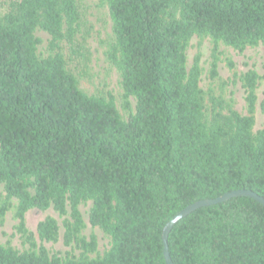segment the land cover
Listing matches in <instances>:
<instances>
[{
  "label": "trees",
  "instance_id": "obj_1",
  "mask_svg": "<svg viewBox=\"0 0 264 264\" xmlns=\"http://www.w3.org/2000/svg\"><path fill=\"white\" fill-rule=\"evenodd\" d=\"M112 39L106 58L119 74L124 120L112 94L89 95L69 67L78 0H5L0 11V224L12 210L28 249L0 244V264H166L162 230L181 209L225 192L264 198V128L253 130L258 74L241 76L246 114L233 99L204 90L199 56L187 66L192 37L212 43L209 79L220 44L264 45V0H99ZM48 34L45 54L38 52ZM230 66L232 63L230 62ZM222 83V81H221ZM110 238L102 255L83 235L79 206ZM52 208L62 241L78 250L50 254L52 216L25 226V213ZM173 264H264V206L246 197L196 209L168 235Z\"/></svg>",
  "mask_w": 264,
  "mask_h": 264
},
{
  "label": "rangeland",
  "instance_id": "obj_2",
  "mask_svg": "<svg viewBox=\"0 0 264 264\" xmlns=\"http://www.w3.org/2000/svg\"><path fill=\"white\" fill-rule=\"evenodd\" d=\"M4 2L5 0H0V11L4 10ZM78 7L80 19L76 40L82 51V55L74 62L69 63V67L78 76L79 88L87 94H112L121 117L127 120L129 115L134 113L135 99L133 97L129 98V110L123 108L119 74L106 58V51L112 39L111 18L108 7L101 4L99 0H78ZM36 35L42 39L38 52L45 54L49 36L43 31H37ZM211 51L212 43L209 38L199 39L194 36L187 47L188 67L193 64L194 57L199 56V65L202 69L199 85L204 90L212 88L217 94L233 99L234 108L241 114H246V93L242 86L241 76L248 70H254L259 78L256 88L257 101L253 130L256 131L264 128V45L259 44L254 47H246L242 51H238L220 44L217 60V75L219 80L216 81L209 79ZM230 62L232 66H230ZM3 193V189L0 187V195ZM90 205L91 203L88 201L81 204L79 209L85 222L83 235L88 237L90 234H94L96 236L97 251L89 255L90 257H95L96 255H102L109 249L110 238L98 227L90 225L88 219ZM45 216H52L58 222L59 237L55 242H40L36 236L37 223ZM63 218L52 208L44 211L33 208L25 213V226L28 230L35 233L37 244L44 245L50 254L59 253L60 255H64L67 252H72L78 256V250H73L71 246L63 244ZM16 224L17 220L14 217L13 211H8L3 223L0 224V244L9 245L18 251H24L28 249V245L23 243L20 234L17 233L15 229Z\"/></svg>",
  "mask_w": 264,
  "mask_h": 264
},
{
  "label": "water",
  "instance_id": "obj_3",
  "mask_svg": "<svg viewBox=\"0 0 264 264\" xmlns=\"http://www.w3.org/2000/svg\"><path fill=\"white\" fill-rule=\"evenodd\" d=\"M238 196L250 197V198L258 201L259 203H261L264 206V198L262 196L258 195L257 193H255L249 189H237V190L225 192L222 195L215 197V198H212V199H202V200L195 201V202L187 205L185 208L181 209L179 212H177L165 224V226L163 227V230H162L163 255H164V259H165L166 264H173L171 257H170V254H169L167 240H168V235H169L171 229L173 228V226L178 221H180L181 219H183L188 214H190L191 212L195 211L198 208L218 204V203L227 201L233 197H238Z\"/></svg>",
  "mask_w": 264,
  "mask_h": 264
}]
</instances>
